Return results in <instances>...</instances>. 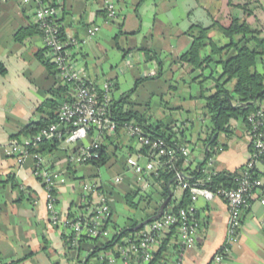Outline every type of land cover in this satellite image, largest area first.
Here are the masks:
<instances>
[{"label":"crops","instance_id":"1","mask_svg":"<svg viewBox=\"0 0 264 264\" xmlns=\"http://www.w3.org/2000/svg\"><path fill=\"white\" fill-rule=\"evenodd\" d=\"M111 1L116 10L113 18L107 16L102 0H62L61 3L62 30L79 42V45L73 49L74 66L85 73L89 80L98 84L103 81L116 84L114 98H119L134 89L126 98L125 106L146 113L148 122L163 123L161 118H154L147 103L143 105V109H140L134 105L140 103L131 102V97L135 95L139 85L150 84L151 81H147L148 79L157 78L168 69L171 73L177 72L175 80L182 83L185 82L183 72L191 75L195 72L193 80L202 81L203 79L200 78L205 75L204 69L210 67L206 77L213 78L209 86L211 93L213 92L214 80L220 75V71L218 72L220 65L217 63L220 55L213 54L212 61L203 69L195 68L182 60L181 55L189 49L193 41L190 31H197L190 28L193 25L209 27L213 23H227L230 16L245 18L244 9L239 7V4L244 2L233 0L231 3L238 6H230L227 0V8L223 11L219 10L218 14L213 15L211 21L204 25L203 13L199 12L198 18L194 21L190 16L191 11L196 8V0H184L181 3L180 8L184 12L186 10L182 21L181 19L177 21L175 17L168 15V4L165 0H147L148 3H142L139 8L136 6L138 0ZM249 6L254 9L258 18L264 20V0H256ZM146 7L148 10L144 14ZM169 7L171 8L169 13L177 9L174 4H170ZM205 12L207 14L206 8ZM148 13L151 16H148ZM246 18L249 21L250 17ZM32 25H35L32 4L25 5L18 0H0V61L6 68V73L0 74V264L17 259H23L18 264H90V258L96 261V256L89 255L93 243L83 240L82 242H89L90 247L84 249L80 242L79 248L72 256L66 253L62 235L50 225L42 186L32 174V158L28 156L22 163H17L8 153V141L11 135L18 133L29 122L38 120L41 117V112L37 110L38 105L52 95L50 90L55 91V88L61 85L55 67L47 68L37 58V53H42L44 58L48 59L47 49L40 33L35 32L24 38L22 42L14 40V35L19 29ZM93 26H98L99 30L94 35H89L88 29ZM207 34L218 46H221L219 37L223 35L215 26L210 27ZM214 35L218 36L217 41L213 39ZM144 50L154 51L158 59L147 60ZM210 53L211 49L206 46L201 48L202 56ZM211 63L215 64L214 69L211 68ZM213 72H218V75L214 76ZM232 85L226 87L231 89ZM191 97L194 98L192 95ZM196 97L195 102L201 104L202 109V116L198 119L203 125L196 132V138L202 142L201 146L197 147L192 141L191 130L194 127V120L188 114L183 116L178 112L169 123H163L170 124L176 133V141L189 148V161L192 166L204 159L207 145L203 139L211 127L210 116L204 108L205 98L201 102ZM230 126L232 132L224 133L223 139L217 140L218 144L213 148V155L204 165L203 171L207 175L217 172L238 173L243 169L249 155L248 132L240 121L231 120ZM239 131L242 132L244 139L232 140L231 138ZM91 139L89 136L79 145L89 143ZM102 144L107 146L109 155L107 164L117 152L122 151L125 157L142 154L138 141L129 138L124 131L106 136L102 139ZM79 145L61 141L56 149L41 153L57 175L56 208L62 215L78 213L83 206L80 183L89 177H76L73 173L78 167L92 163L75 164L67 160L68 154ZM123 167L130 171L125 161ZM8 175L14 177L16 186H12L10 182H3ZM141 175L145 177L143 186L147 190L150 187L151 194L143 191V186L133 191L137 202L144 201L145 210H148V213L139 220L128 217L129 224L127 221L122 224L116 222L111 207L113 198L110 190L105 186L109 183L100 178H93L97 186L94 192L89 193L87 206L92 207L96 204L100 195L106 196L111 210L112 229L115 226L129 227L133 220L141 221L146 216H150L161 204L160 186L157 181H147V177ZM182 191L175 197V190L173 191V204L179 201ZM152 193L158 196L153 198ZM141 196L146 197L141 199ZM194 205L199 229L193 245L177 253L176 237L172 232L168 234L166 248L157 260L153 259V264H175L177 257L179 264H264V204L259 201L256 194L251 198L249 206L242 211L236 240L220 261H215L214 255L225 239L227 204L220 197L205 199L198 196ZM101 243L102 241H97L98 245ZM160 247L161 245L153 248L155 256ZM81 250L84 251L83 255H79Z\"/></svg>","mask_w":264,"mask_h":264},{"label":"built area","instance_id":"2","mask_svg":"<svg viewBox=\"0 0 264 264\" xmlns=\"http://www.w3.org/2000/svg\"><path fill=\"white\" fill-rule=\"evenodd\" d=\"M18 1L25 5H33L34 22L41 32L48 59L55 65L61 85L67 87L69 98L59 105L57 122L40 128L33 135H20L18 138L9 139L8 153L16 159L17 163H22L28 156L32 158V174L42 186L49 223L65 237L67 247L76 251L84 238L96 239L102 243L112 241L116 231L110 227L111 210L108 198L100 195L96 204L92 207L87 206L88 195L95 191L97 182L90 179L80 183L83 206L78 213L60 214L56 208L57 175L36 148L43 141L54 138L68 144L79 145L90 136L91 142L77 146L68 154L67 160L69 163L83 164L99 159L102 139L115 134L118 127L110 114L113 84L109 81L98 84L89 80L85 73L74 66L73 49L79 45V42L62 30V0ZM102 1L107 16L113 18L116 15L113 2ZM240 1L256 2V0ZM98 30V26H93L88 29V34L94 35ZM245 122L244 126L249 137L248 158L243 169L235 174L234 186L215 190L206 186L213 173L205 179L197 178L190 183L173 164L176 160L175 156L179 154L183 162L182 169L192 166L189 161L190 150L187 146L178 142L169 144L162 137H151L146 134L141 125L133 121L125 122L122 131L129 138L136 139L139 145L146 147L148 151V154L126 157V167L134 173L145 175L146 180H154L153 182H156L155 178L159 170L173 171L181 186L189 189L190 204L176 211L165 209L159 218L153 219L137 231L122 235L111 248L97 254L95 264H153V248L161 245L172 232L176 237L177 253L192 246L199 229L197 210L194 205L198 196L205 199L220 197L227 204L225 239L214 255L215 261L223 259L236 240L242 211L249 206L251 198L256 194L259 201L264 204V177H262L264 174L262 162L264 105L249 113ZM258 164H262L263 167L259 168ZM117 181H119L118 177L115 178V182ZM175 264H179V257L175 259Z\"/></svg>","mask_w":264,"mask_h":264},{"label":"trees","instance_id":"3","mask_svg":"<svg viewBox=\"0 0 264 264\" xmlns=\"http://www.w3.org/2000/svg\"><path fill=\"white\" fill-rule=\"evenodd\" d=\"M141 0H139L140 2ZM243 9L245 6L239 4ZM215 26L224 37L229 40L227 43L218 46L207 32L210 27ZM197 28L196 32L190 31V35L193 38L189 49L181 55V59L188 62L195 68H205L212 61L213 54H219L220 58L217 63L220 65V75L214 81L213 92L205 97L204 108L207 114L210 116L211 127L207 132V135L203 139V142L207 145V149L204 151V159L197 163L195 166H189L182 169L181 155L177 154L176 160L173 163L178 170H180L184 176V179L188 182H194L197 178H206L207 175L203 170L204 165L208 159L213 155V148L218 144V134L220 132L229 134L232 132L230 126L231 120H237L246 123V116L257 110L261 105H264V22L260 27H253L252 24L247 21V18H237L230 16L227 23H213L209 27L191 26L190 29ZM38 32L41 34L37 25L24 27L19 29L15 35L14 40L22 42L24 38ZM209 44L211 53L201 55V48ZM146 59H158L156 53L152 50H144ZM38 60L44 64L47 68H53L55 65L48 59H45L42 53H37ZM57 72V69L55 68ZM6 68L0 61V74L4 75ZM58 73V72H57ZM139 82V81H137ZM228 82H233L231 89L226 87ZM137 84V83H136ZM117 88L116 84H113V90ZM134 89L129 90L125 95L119 98L112 99L110 106L111 117L117 122L118 127L116 133L122 131L123 124L125 122L133 121L141 125L146 134L151 137H162L169 144L171 142H177L176 133L172 130L170 124H163L160 122H148L146 113L131 110L126 108V98L129 93ZM50 97L43 100L37 107V110L41 112V117L36 121H31L25 125L18 133L11 135L10 138H18L20 135H33L40 128L47 126L48 124L57 122V109L59 105L69 98L67 93V87L59 85L55 88V91L50 90ZM56 94V96H53ZM175 138V139H174ZM61 140L54 138L51 140H45L39 144L36 148L40 153L51 152L56 149ZM179 143V142H178ZM140 153L148 154L146 147H140ZM100 157L91 163L98 166L105 165L109 160L107 152V146L102 144L100 146ZM264 163V158L262 159ZM159 174L155 180L160 186V195L162 201L167 197L169 190L172 191V197L168 201L167 206L171 211H176L181 207H186L190 204V193L187 187L183 188L179 201L173 204V191L178 185H181L175 178L173 171L159 170ZM236 173L217 172L210 176V180L206 183V186L215 190L217 188H229L234 186L233 178ZM5 183L10 182L12 186H16L14 177L8 175L3 181ZM135 194L132 192L126 194L125 201L136 206V202L133 201ZM161 201V202H162ZM167 206L165 209H167ZM154 213V212H153ZM153 213L151 215H153ZM150 215V216H151ZM149 216H146V219ZM142 219V220H144ZM138 220H133L129 227L115 226L114 230L116 234L112 241L97 244L96 239L84 238V241H90L93 243V249L89 253L91 256H97L102 250H108L124 235L134 231H129V228L135 226ZM137 231V230H136ZM64 245L67 247L65 237L62 236ZM168 239H165L161 243L160 250L154 255V260H157L163 250L166 248ZM82 242V241H81ZM23 259H17L10 263L3 264H18Z\"/></svg>","mask_w":264,"mask_h":264},{"label":"rangeland","instance_id":"4","mask_svg":"<svg viewBox=\"0 0 264 264\" xmlns=\"http://www.w3.org/2000/svg\"><path fill=\"white\" fill-rule=\"evenodd\" d=\"M146 1L147 0H141L139 2L138 0L136 6L139 8L142 6V3H148ZM183 1L184 0H165V3L168 4V15L175 17L177 21H179L180 19L182 21V19H184L186 15V10L184 9V12L183 9L180 8ZM231 1L233 0H228L230 6H238V4H232ZM251 3L253 2L249 1L246 4H241H243L242 6H245L244 15L246 17H250L249 22L253 27L258 28L260 27V25H263L264 20L257 17V15L253 11L254 9H251V7L249 6ZM170 4H174V7L177 9L174 11H170L169 13V10L171 9L169 7ZM205 8L207 9V14L205 12ZM226 8L227 0H196V8L191 11L192 13L190 14V16L192 18V21H194V19L196 20L198 18L197 15L199 12L203 13V24L205 25L209 22V20L211 21L213 15L218 14L219 10L223 11ZM146 10H148L147 7L144 9V14ZM148 16L151 15L148 13ZM175 18H173V20H175ZM194 29L197 28L195 27ZM213 39L217 41L218 36L214 35ZM228 40L229 39L227 37L220 36L219 44H225L228 42ZM206 47L210 49L209 44H207ZM214 65L215 64L211 63V68L214 69ZM204 70L205 75L200 78L203 79L202 81L193 80L192 77L196 75L195 72H193L192 75L190 73L183 72L182 75L185 79V82L181 83L179 82V80H175L177 72L171 73L168 69L157 78L148 79L147 81H151L150 84L145 86L139 85L134 93L135 95H132V100L130 101L140 103L139 105L134 104L140 109H143V105L147 103L154 118H161L163 123H169L178 112L182 113L183 116H185V114H188V116L194 120V127L191 130L193 134L192 141L195 142L197 147H199L201 146L202 142L201 140L196 138V132L199 130L200 126L203 125V123L198 119L199 116H202V109L201 104L196 103L194 98L197 96L196 98H198L202 102L205 96L211 93V88H209V86L211 84V81L213 80V78L211 77H206L210 71V67H207ZM219 71L220 70H218V72ZM218 72H213V75L217 76ZM232 83L233 82H228L227 86H231ZM191 95L194 96V98L191 97ZM133 99H135L136 101ZM220 133L221 134L218 139L222 140V136L224 133ZM231 139H239V141H242L244 137L242 132L239 131L238 133H235V135ZM124 154L122 153V151L117 152L116 155L111 158L109 164L106 163L105 165L98 167L94 164H85L82 167H78L74 171V173L72 172L76 177H89L85 178L84 180L100 178L103 181H107L109 183L108 185L105 184V186L108 188V190H110L111 197L113 198V201H111V207L113 208V217H116V222L120 224H122V222L124 221H127L128 217L139 220L148 213V210H145L144 201L137 202V198L133 197V201L137 202L136 206H132L124 201V197L127 193H132L134 190H139V188H141L145 182V178L140 173H133L131 171H128L127 169H124L123 165L126 158ZM258 167L262 168L263 165L258 164ZM116 176H118L119 178V182L117 183L114 181V178ZM149 188L147 190V188L143 186L142 190L151 194V189ZM182 190L183 187L181 185L177 186L174 192V197L177 196ZM152 196L153 198H156L158 194L152 193ZM145 197L146 196H141V199H145ZM169 207L170 205L167 206V209H169ZM129 223L130 220L127 221V224ZM81 247L85 249L86 247H90V244L89 242H82ZM83 250L80 251L79 255H83ZM66 253L73 256L75 255L76 251L67 249ZM89 262L90 264L95 263L93 258H90Z\"/></svg>","mask_w":264,"mask_h":264},{"label":"water","instance_id":"5","mask_svg":"<svg viewBox=\"0 0 264 264\" xmlns=\"http://www.w3.org/2000/svg\"><path fill=\"white\" fill-rule=\"evenodd\" d=\"M171 197H172V191L169 190L167 197L161 202V204L159 205L156 212L153 215L147 217L146 219L141 220L135 226L129 228V231L139 230L140 228H142L144 225H146L147 223H149L153 219L159 218L162 215V213L164 212V210L168 204V201L170 200Z\"/></svg>","mask_w":264,"mask_h":264}]
</instances>
